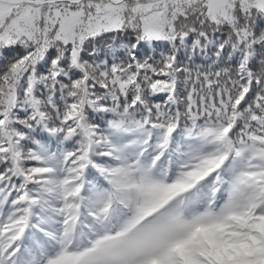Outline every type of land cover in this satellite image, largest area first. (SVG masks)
I'll return each mask as SVG.
<instances>
[{
  "label": "snow or ice",
  "instance_id": "obj_1",
  "mask_svg": "<svg viewBox=\"0 0 264 264\" xmlns=\"http://www.w3.org/2000/svg\"><path fill=\"white\" fill-rule=\"evenodd\" d=\"M0 264H264V0H0Z\"/></svg>",
  "mask_w": 264,
  "mask_h": 264
}]
</instances>
